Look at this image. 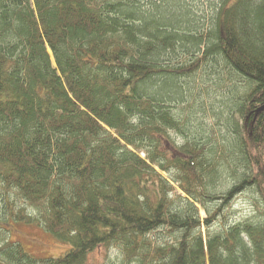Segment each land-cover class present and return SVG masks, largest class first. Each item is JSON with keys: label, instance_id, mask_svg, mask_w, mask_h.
I'll return each instance as SVG.
<instances>
[{"label": "trees", "instance_id": "1", "mask_svg": "<svg viewBox=\"0 0 264 264\" xmlns=\"http://www.w3.org/2000/svg\"><path fill=\"white\" fill-rule=\"evenodd\" d=\"M187 1L0 0V213L68 245L35 257L3 222L0 264H87L101 246L127 264H264V221L209 228L249 186L264 203V0L209 18ZM199 71L232 84L227 142L193 121Z\"/></svg>", "mask_w": 264, "mask_h": 264}, {"label": "rangeland", "instance_id": "2", "mask_svg": "<svg viewBox=\"0 0 264 264\" xmlns=\"http://www.w3.org/2000/svg\"><path fill=\"white\" fill-rule=\"evenodd\" d=\"M201 2L197 8L196 16L211 17L213 16V9L217 7L221 0H189V4L194 5L196 2ZM194 7V6H193ZM203 71H199L195 78L192 80L195 84L194 89L203 88L204 91L210 90V96L208 97L206 93H200L199 100L197 104L192 103V118L196 125L202 124L206 128L211 129V138L213 142H225L229 141V134L226 133V129L223 127V123H226L227 116L224 115L221 118L217 115L216 108H220L222 104L228 103L225 93L231 87L232 84H224L226 90L225 92L216 93L215 84H209L213 80V77H205L202 75ZM228 80H226L227 82ZM197 93V90H196ZM197 98V99H198ZM199 102V104H198ZM200 106L202 108H200ZM205 109V110H204ZM212 110L214 114L211 113ZM205 112V116L203 115ZM229 114V113H228ZM215 115L216 118H215ZM234 123H240L238 116H232ZM220 122V123H219ZM178 141V140H177ZM218 144V143H217ZM224 156L220 155V159H224ZM248 168V167H247ZM227 176V174L225 175ZM224 176V180L227 177ZM230 185L232 182L227 181ZM263 200L257 191V188L247 187L242 190L239 194L234 195L228 202L227 205L221 208V212L217 219L212 222L211 227L213 231H218L220 226H227L236 223H242L247 220L253 221H264V209ZM28 213V211H26ZM200 217L204 219L206 216L202 210H200ZM5 222L9 232L10 239L16 241L22 245L24 250L31 255L39 258L46 257H57L62 255L67 249L68 245L63 242L58 241L50 234L46 233L41 227L35 225H27L23 223H16L10 219L4 217L3 213H0V225ZM4 225V224H3ZM203 228V227H202ZM154 236L156 243H161L160 241H165L167 239V234L164 231H158ZM157 238V239H156ZM87 264H127L123 257L120 249L115 247H99L88 255ZM135 264V263H130Z\"/></svg>", "mask_w": 264, "mask_h": 264}, {"label": "water", "instance_id": "3", "mask_svg": "<svg viewBox=\"0 0 264 264\" xmlns=\"http://www.w3.org/2000/svg\"><path fill=\"white\" fill-rule=\"evenodd\" d=\"M264 110V106L260 109V111Z\"/></svg>", "mask_w": 264, "mask_h": 264}]
</instances>
